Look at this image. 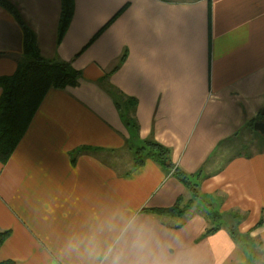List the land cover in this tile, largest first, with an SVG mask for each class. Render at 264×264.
Here are the masks:
<instances>
[{"label":"crops","instance_id":"crops-1","mask_svg":"<svg viewBox=\"0 0 264 264\" xmlns=\"http://www.w3.org/2000/svg\"><path fill=\"white\" fill-rule=\"evenodd\" d=\"M6 1L34 32L39 54L70 61L81 79L45 94L0 163V231H9L0 260L104 264L109 252L128 251L143 236L157 252L194 264H245L252 253L243 245L256 240L262 260L254 264H264V148L216 164L223 146L240 147L243 130L258 133L247 124L264 108V0H73L60 42L61 0ZM0 53V76L13 73L22 30L1 6ZM107 73L137 101L136 135L102 87ZM150 136L183 171L204 168L199 189L227 220L218 230L203 235L212 223L196 201L175 217L142 210L190 197L150 159L132 169L129 147ZM80 146L100 150L71 163ZM119 150L129 154L112 161Z\"/></svg>","mask_w":264,"mask_h":264},{"label":"trees","instance_id":"trees-1","mask_svg":"<svg viewBox=\"0 0 264 264\" xmlns=\"http://www.w3.org/2000/svg\"><path fill=\"white\" fill-rule=\"evenodd\" d=\"M0 6L13 15L22 30V60L17 64L16 70L13 73L0 76V163L4 164L25 133L31 118L45 94L50 89H63L69 86H77L80 83L81 72L72 67L70 61L43 58L38 52L34 32L21 20L14 6L6 0H0ZM125 6L109 19L86 45L96 39L113 22ZM73 8V0H61L57 42H60L69 26L73 15ZM126 54L127 51L125 49L122 52L118 64L112 71L124 61ZM108 75L109 73L100 78V82H103L102 87L111 97L123 124L126 127H130L136 135L138 131V123L135 117L137 101L134 97L124 94L118 88L108 83ZM263 120L264 108L255 118L248 121L247 125L251 127L255 121ZM140 142L136 147H129L132 149V169L141 166L146 159H150L156 162L167 175L174 176L182 183L188 190L190 196L188 199H184L183 196H178L174 204L170 207L143 208L142 210L160 216L167 215L175 217L182 215L187 209L193 206L197 197H200V195L204 196L200 192L199 184L203 178L207 177V173L203 167L194 173H187L180 169L171 159V149L153 139L152 136L144 138ZM95 150L100 149L90 146L76 148L71 153V163L75 162L76 155ZM208 197L210 198V196ZM201 208L205 210V217L212 221V226L208 227L203 235L218 230L221 225L219 221H223L224 218H222V215L216 207L213 206L211 198L206 203V207L201 206ZM232 219L238 223L241 216L238 213H234ZM260 223L259 221L257 225ZM227 229L230 235L236 239L237 233L233 230L232 226ZM8 235L9 231H0V246ZM0 264H14V262L12 260H0Z\"/></svg>","mask_w":264,"mask_h":264},{"label":"clouds","instance_id":"clouds-1","mask_svg":"<svg viewBox=\"0 0 264 264\" xmlns=\"http://www.w3.org/2000/svg\"><path fill=\"white\" fill-rule=\"evenodd\" d=\"M104 264H194L189 259L177 257L170 259L157 252L150 239L137 237L128 251L109 252Z\"/></svg>","mask_w":264,"mask_h":264},{"label":"rangeland","instance_id":"rangeland-1","mask_svg":"<svg viewBox=\"0 0 264 264\" xmlns=\"http://www.w3.org/2000/svg\"><path fill=\"white\" fill-rule=\"evenodd\" d=\"M260 133H253L252 130H250L249 128H246L245 130H243L241 132V134L238 136V138L240 140H242V143L240 145V147H236L233 149V147H230L229 149L225 146H223L221 149H219L218 152L222 153L220 154L218 157L216 156V164L218 165L220 163V161L225 160V158L227 157V155H231L234 153H252L253 151L259 150L261 148H264V141L261 140L260 138ZM264 135H262L263 137ZM136 147V145H135ZM126 154H129V152L127 153L126 151L123 154V150H119L116 151V153L111 154L110 156L112 157V161H115L116 159H120L121 155H125L123 156V159L126 158ZM109 158V157H107ZM201 192V191H200ZM202 193V192H201ZM204 196L197 197L196 198V203L198 205H201L203 207H206V203L208 202V200L210 199L206 194L202 193ZM217 209V208H216ZM227 220L224 218L223 221H219L221 224L223 222H226ZM212 222V221H211ZM229 223H231L230 221H228ZM246 248H249L251 250L252 256H249V260H247L248 263H250V261H252V263L254 264L255 262H261L262 260V254L260 252V248L258 246L257 241L252 240L250 243L248 242V244L243 245ZM247 262H245V264H248Z\"/></svg>","mask_w":264,"mask_h":264},{"label":"water","instance_id":"water-1","mask_svg":"<svg viewBox=\"0 0 264 264\" xmlns=\"http://www.w3.org/2000/svg\"><path fill=\"white\" fill-rule=\"evenodd\" d=\"M253 129L258 131L261 134H264V121H255L253 123Z\"/></svg>","mask_w":264,"mask_h":264}]
</instances>
